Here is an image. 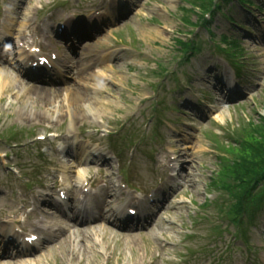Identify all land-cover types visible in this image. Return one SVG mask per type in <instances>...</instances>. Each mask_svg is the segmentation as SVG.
<instances>
[{"label": "rangeland", "instance_id": "rangeland-1", "mask_svg": "<svg viewBox=\"0 0 264 264\" xmlns=\"http://www.w3.org/2000/svg\"><path fill=\"white\" fill-rule=\"evenodd\" d=\"M253 1L263 12L253 8L245 16L235 3L223 9L242 22L243 28L230 26L216 14L208 33L191 24L199 22L198 11L188 16L183 9L191 8L192 0H0V44L7 41L0 51V225L26 223L27 232L38 233L45 246L22 259L1 258L0 264H183L186 262L180 258L188 257V249L199 253L206 244L217 242L212 230L221 227L226 232L216 251L224 257V264H264V207L250 227V245H245L241 239L235 240L237 227L224 211L232 197L219 186L210 187L219 166L223 169L236 158V130L247 122L257 124L264 116V3ZM247 26L252 30H245ZM222 34L237 41L241 50L237 57L240 75L215 48ZM18 35L44 53L70 61L69 68L62 69L61 82H33L25 69H17L22 62L18 47L24 44L32 49ZM185 37L196 38L201 49L188 62L180 63L175 40ZM159 67L167 70L165 75L157 74ZM36 86L40 92L32 90ZM41 88L55 90L61 115L43 110L50 109L53 100ZM96 98L97 119L75 108L76 103ZM50 115L55 119H48ZM158 117L163 122L158 123ZM12 126L21 131L17 142L10 137ZM53 132L67 149L70 143H77L96 151L112 150L110 166L102 165V157L95 163L74 165L65 171L64 182L62 168L71 160L59 151ZM113 132L118 133L114 142L108 137ZM40 135L45 139L38 140ZM70 135L77 140L73 142ZM126 135L133 136L136 146L125 150L121 162L120 138ZM156 136L160 139L154 143ZM77 145L72 148L79 149ZM120 164L128 166L135 184L153 187L167 177L165 165L174 167L179 175L178 182L167 177L171 188L167 199L177 195L143 229L120 232L99 224L69 228L65 219L52 216L44 205L37 202L35 209L31 205L34 193H40V182L54 194L56 185L61 188L67 182L72 196L69 207L78 202L75 187L90 179L97 181L98 191L120 186L129 195L139 196L133 188L122 186L126 181ZM31 171L36 177L27 186L21 174ZM78 172L84 174L80 183ZM163 188L160 184L155 189ZM114 192L115 208L132 201L133 197ZM199 257L203 262L195 259ZM190 264L218 263L202 252Z\"/></svg>", "mask_w": 264, "mask_h": 264}, {"label": "trees", "instance_id": "trees-1", "mask_svg": "<svg viewBox=\"0 0 264 264\" xmlns=\"http://www.w3.org/2000/svg\"><path fill=\"white\" fill-rule=\"evenodd\" d=\"M215 1H218V3H214ZM230 1L231 0H192L190 4L204 12L214 14L216 11H220L222 4H228ZM237 1L242 7H246L250 4V0ZM183 9H185V13L188 16H190L191 13H195L193 9L187 7ZM230 20L231 22L233 21L232 19ZM199 22L203 26H206L208 23L202 14H200ZM178 44L181 45V47H185L184 51L186 52H193L196 50L193 42L188 44L179 41ZM230 46L236 47V43L233 41ZM243 127L244 128L236 130L237 137L235 143L237 148L236 150L234 149V151L237 152L235 155L236 158H233L231 164H224L220 176L215 178L212 182L214 187L219 186L223 188L224 191L232 197L230 198L232 201L228 203L229 205L224 211L227 212V216L234 223L239 222L241 214L247 205L254 203L257 201L258 197L261 198L262 195H264V116L260 117L259 123L247 122ZM257 189L258 191L256 192Z\"/></svg>", "mask_w": 264, "mask_h": 264}, {"label": "bare ground", "instance_id": "bare-ground-1", "mask_svg": "<svg viewBox=\"0 0 264 264\" xmlns=\"http://www.w3.org/2000/svg\"><path fill=\"white\" fill-rule=\"evenodd\" d=\"M26 22H31V20H29V21H26ZM22 38H23V36L22 35H20ZM30 58H31V56H30ZM28 61V59H26V62ZM28 67H29V64H28ZM59 76H61V69L59 70ZM0 77H1V73H0ZM20 88V92L21 91H23V89H22V87H19ZM41 89H44V88H41ZM34 92H40V89H38V87L36 86V87H33V89H32ZM44 93L46 94V97L47 98H49V99H52L53 100V104L51 105V107H50V109H43V110H46V111H52L53 113L54 112H56V114H55V116L57 117V114L58 115H61V113H63L62 112V108H59V109H57V104H58V102H57V100H56V98H54L55 97V95L56 94H54V93H56V92H54L55 90H45L44 89ZM98 101V98H96V99H94L93 101H90V102H86V104L85 103H82V104H79V103H76V106H75V108H82V109H84V112H85V115H89L90 116V118L92 117V118H94V117H96V115H97V111H98V108L95 106V103ZM60 102V101H59ZM91 103H93V105L91 104ZM78 106V107H77ZM61 112V113H60ZM66 113H67V111H65ZM48 115V114H47ZM55 116H53V115H50V119H55ZM70 127H71V125H72V120H70ZM89 147H87V146H81L80 145V147H79V155H78V157H79V161H78V163H82V161H85L86 159H88V156H89ZM191 154V153H190ZM108 163V162H107ZM168 169H170L169 167H168ZM81 175V174H80ZM80 175H78V173H77V176H79L80 177ZM111 193L110 192H105V196L107 197V196H109ZM106 197H104V199L101 201V202H99L98 204H97V206L98 207H100V208H102V214L100 215V217H99V221H102V219L104 218V217H106V212H105V208H107L108 209V212H112L113 211V209H112V207H111V204L110 203H106ZM94 217H96V216H94ZM93 217V218H94ZM96 221V219L94 220V222ZM14 235V232L12 231L11 233H8V232H6V234H5V236H2V237H4V239L5 238H7V237H9V236H13ZM1 264H3V262L1 263Z\"/></svg>", "mask_w": 264, "mask_h": 264}]
</instances>
